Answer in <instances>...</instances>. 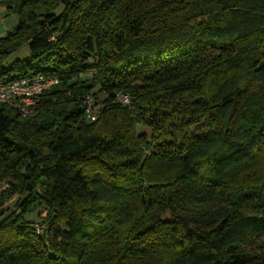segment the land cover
Here are the masks:
<instances>
[{
	"label": "trees",
	"instance_id": "1",
	"mask_svg": "<svg viewBox=\"0 0 264 264\" xmlns=\"http://www.w3.org/2000/svg\"><path fill=\"white\" fill-rule=\"evenodd\" d=\"M0 2V264H264V0Z\"/></svg>",
	"mask_w": 264,
	"mask_h": 264
},
{
	"label": "built area",
	"instance_id": "2",
	"mask_svg": "<svg viewBox=\"0 0 264 264\" xmlns=\"http://www.w3.org/2000/svg\"><path fill=\"white\" fill-rule=\"evenodd\" d=\"M58 80L43 74L11 79L0 76V102L15 106L23 116H31L42 92L49 90ZM116 100L123 105H128L131 98L128 94L119 93ZM86 115L90 121L98 118L102 103L93 95L85 97Z\"/></svg>",
	"mask_w": 264,
	"mask_h": 264
},
{
	"label": "rangeland",
	"instance_id": "3",
	"mask_svg": "<svg viewBox=\"0 0 264 264\" xmlns=\"http://www.w3.org/2000/svg\"><path fill=\"white\" fill-rule=\"evenodd\" d=\"M19 18L16 12H8L7 9L0 11V33L1 31H5L6 29H13L16 26V23L18 22ZM29 51V45L26 44L23 47H21L18 51L12 53L9 58L7 63L11 64L14 62L16 59H22L24 58ZM93 72H88L83 75H81L82 78H91ZM106 97L105 93H99L98 98L103 100ZM142 130H145L146 128L141 127ZM16 200V198L14 199ZM38 212H41L42 215L44 216L46 214L45 208L43 206H39L33 213H31L28 218L31 220H40L38 216Z\"/></svg>",
	"mask_w": 264,
	"mask_h": 264
},
{
	"label": "water",
	"instance_id": "4",
	"mask_svg": "<svg viewBox=\"0 0 264 264\" xmlns=\"http://www.w3.org/2000/svg\"><path fill=\"white\" fill-rule=\"evenodd\" d=\"M262 65H263V63L260 64V66H262ZM16 199H18V198H16ZM15 201L16 200H13L8 205L3 206V207L0 208V217L2 216V214H4L9 209V207L13 206Z\"/></svg>",
	"mask_w": 264,
	"mask_h": 264
},
{
	"label": "crops",
	"instance_id": "5",
	"mask_svg": "<svg viewBox=\"0 0 264 264\" xmlns=\"http://www.w3.org/2000/svg\"><path fill=\"white\" fill-rule=\"evenodd\" d=\"M5 8L7 9V5L2 3V2H0V11L5 10ZM8 30H10V29H6L5 31H1L0 36H3Z\"/></svg>",
	"mask_w": 264,
	"mask_h": 264
}]
</instances>
